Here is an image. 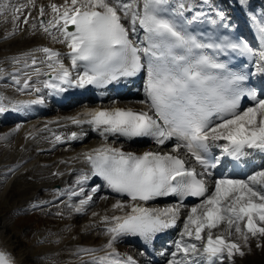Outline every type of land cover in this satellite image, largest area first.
Listing matches in <instances>:
<instances>
[{
  "label": "snow or ice",
  "instance_id": "obj_1",
  "mask_svg": "<svg viewBox=\"0 0 264 264\" xmlns=\"http://www.w3.org/2000/svg\"><path fill=\"white\" fill-rule=\"evenodd\" d=\"M239 2L247 6L249 0ZM9 6L0 4V9ZM48 7L52 18L47 24L39 21V27L53 41L66 44L71 69L83 65V71L73 78L71 69L60 60V52L40 48L38 51L45 57L40 63H46L47 69L55 73L43 81L45 88L64 91L63 84L104 87L122 77L146 72V100L140 103L146 104L147 110L95 109L83 113L84 119L72 117V123L90 124L101 136L152 137L159 146L173 137L177 140L171 153L146 151L136 155L105 145L82 154L90 165V174L83 173L77 179L79 192L71 191V196L84 193L83 185L91 177H99L113 192L130 198L132 203L113 204V209L122 211L123 215L102 217V223L112 225L105 230L108 242L101 250L78 249L73 254L79 264H136L131 256L122 259L114 243L123 236H139L150 241L173 227L180 217V204L164 208L144 206L168 196L179 197L181 201L186 197L203 198L190 209L168 264H224L225 261L234 264L236 255H245L238 241L250 248L251 238L264 239V170L246 180L221 178L210 185L204 177L211 178L210 169L218 161L213 162L206 154L219 141L226 142L223 152L235 160L247 156L246 150L264 153V98H258L255 90H246L243 82L247 77L233 72L219 59L229 51L255 55L253 50L243 41L224 38L216 43L198 38L189 26L204 14L197 12L187 18L185 12L192 11V7L182 0H63L62 4L50 3ZM25 9H37L39 16L45 15L44 6L37 8L36 0H26L12 8L16 27L30 23L31 12L25 14ZM219 15L223 21V15ZM252 19L264 41V18ZM210 22L217 24L214 19ZM31 26L35 29L37 23ZM31 62L36 65L37 59L33 57ZM256 71L264 74V51L259 53ZM34 74L39 76L41 69L35 68ZM13 79L17 85L23 83L19 89L23 91L30 87L32 77L26 74L23 82ZM33 91L39 93L41 88L33 87ZM244 96L255 103L241 111ZM41 103L42 99L21 101L13 105V110ZM6 110L0 102V113ZM7 138L0 136V140ZM77 138L73 132L70 139ZM56 141H61V137L56 136ZM181 149L195 159L201 172L182 158ZM8 172L14 174L15 168H9ZM92 200L93 196L87 195L74 212L83 214ZM31 207L37 209L41 205L34 203ZM55 215L63 216V212L57 211ZM213 230L218 231L214 234ZM185 237L192 242H187ZM98 251L104 254L97 255ZM84 256L89 259L85 260ZM0 264H16V261L11 253L0 248Z\"/></svg>",
  "mask_w": 264,
  "mask_h": 264
},
{
  "label": "bare ground",
  "instance_id": "obj_2",
  "mask_svg": "<svg viewBox=\"0 0 264 264\" xmlns=\"http://www.w3.org/2000/svg\"><path fill=\"white\" fill-rule=\"evenodd\" d=\"M20 3H26V0L0 1V4L10 5L7 9H0V11L8 16V21L10 22L6 28L7 33L9 32L10 35L5 38H11L4 43H0V102L7 109L3 114L0 113V120H7L8 115H12V117H9L11 120L22 121V126H15L9 132L4 150L0 154V164L2 165L0 166V188H4L5 192L9 184L12 186L13 182L22 178L21 175L23 173H28L34 177L33 182L29 183L28 186L31 192L32 190H38V195L47 192L46 195L48 197L61 195L71 199V191L79 192V186L76 183L77 179L83 173L90 174V165L84 161L83 153L105 145L118 147L125 152H131L136 155L145 151L144 145L140 143L138 137L129 138L119 134L101 136L94 126L87 123L73 124L71 118L79 117L84 119L83 113L95 109H110L113 107L136 109L145 107V104L140 103V101L145 100V83H140L139 85L128 82L116 83L109 89H103L95 85L76 87L75 85L69 86L67 84L61 85L65 89L64 91L45 88L43 81L51 79L55 73L47 69L46 63H40L45 57L38 49L49 47L60 52V60L66 67L71 69V61L68 55L70 50L67 45L53 41L39 27L41 18H45V24L52 18L53 14L48 5L50 3L62 4L63 0H36L37 8L41 5L44 6L45 15L43 17L39 16L37 9H25V14L29 11L31 12L30 23L27 25L20 23L19 27H16L12 20V8ZM185 4H189L192 8L194 7L195 10L210 6L211 8L209 9H212L216 14H222L224 20L230 21L231 25L245 28L250 33V40L258 44L259 53L264 51V41L260 39L259 32L252 19V17H256L257 20L264 18V0H249L247 6L241 5L239 0H188V3ZM3 14H0V16ZM21 19H23V16H21ZM213 19L216 20L218 18L214 16ZM32 23H37L35 29L32 28ZM53 31L55 32V29ZM141 32L139 33L140 37ZM0 36H3V34ZM33 57L37 59L36 65L31 62ZM37 67L41 69L39 76L34 74V70ZM71 71L72 77L75 78L78 73H82L83 65L71 69ZM26 74L32 77L29 81L30 87L20 91L19 89L23 87V83L17 85L13 77L23 82L26 79ZM33 87L41 88L39 93L34 94L36 96L31 92ZM127 96L132 97V99L122 101ZM33 99H42L43 103L32 104L19 111L13 110L14 104ZM73 132L77 133V139H70ZM32 136L34 137L31 138ZM56 136H60L61 141H56ZM225 143V141H219L212 146V150L220 162V167L216 168L215 175L208 179L210 185L215 179H231L233 177L244 179L237 177L233 170L232 172L229 170L222 171L224 166L232 165V162L228 161L230 157L223 152ZM25 146L26 149H24ZM56 149L59 152L55 155L51 154ZM246 151L248 155L241 158L240 161L247 167L249 160L255 158L258 154L260 155L261 152L257 153L258 151L256 150ZM262 156L264 161V153ZM9 168H15V173H9ZM56 183H59L60 189L52 194V185ZM93 184L96 185L94 189H98L95 193H93L92 189L89 190L87 188V186ZM83 187L84 193L77 195L78 199H85L87 195H92V201H94L99 196L108 194L116 200L111 204V208L105 209L104 207L98 212V216L91 218L90 222L81 227L75 226L76 228H72L70 230L72 233L64 232L61 235L59 233V236L55 237V240H58L59 243L57 245L51 243L49 246L54 247V249L58 246H63V248L61 247L57 253L50 255L51 259L45 260L40 254L37 255V250H35L34 246L22 249L16 245L17 238L9 234L8 225L1 220L0 248L11 253L15 258L16 264H53V260L57 262L55 264H79L77 256L73 254L78 249H104L109 240L105 230L112 225L111 223H102V217L105 215L109 217L112 215H123L122 211L113 209V204L117 203V201L131 204L132 201L130 199H120L105 183L94 179V177H91ZM91 202L87 208L91 207ZM144 206L164 208L172 206V204L155 199ZM192 207L191 205H186L181 208L180 217L172 228L170 239L164 240L159 250L155 249L156 245H152L150 241H145L139 236L118 238L114 243L115 250L122 259H126L128 256L133 257L136 264H140L139 255L135 252L136 249L150 253L148 255L153 257V261H157L159 264H168V260L171 259V253L175 251V242L180 239L178 232L182 228L184 229L187 217L186 211H190ZM174 238L175 240L173 241ZM185 240L192 242L187 237H185ZM166 243H171L172 248L167 249ZM124 244H129L131 247L128 248ZM96 254L103 255L104 253L103 251H98ZM84 259L87 260L89 257L84 256Z\"/></svg>",
  "mask_w": 264,
  "mask_h": 264
},
{
  "label": "rangeland",
  "instance_id": "obj_3",
  "mask_svg": "<svg viewBox=\"0 0 264 264\" xmlns=\"http://www.w3.org/2000/svg\"><path fill=\"white\" fill-rule=\"evenodd\" d=\"M185 3H188V0H185ZM41 19H44V23L46 22L45 18ZM9 23L10 22L8 21V16L6 14L0 16V35L3 34V36H0V43H4L7 40L11 39L5 38L7 35H10L9 32L7 33L6 29ZM243 30L244 34L248 36L247 31L245 29H242V31ZM5 33L7 34L5 35ZM250 43L252 44V50L255 53V55H252L250 67L252 73L254 74L253 76L255 81H258L260 79V74L256 71V65L259 61L258 46L252 41H250ZM31 92L33 94V91ZM122 101H128V99L125 98ZM10 116L12 117V115H8L7 120H0V136L7 135L8 137L9 132H11L12 129L15 128V126H22V121L16 122L17 120H11L9 118ZM33 137L34 136H32L31 138ZM5 144L6 139L0 140V154L4 150ZM24 149H26V146ZM58 152L59 151L56 149L51 154L55 155ZM0 166L2 165L0 164ZM261 170H264V163H261V166L253 170L250 175H253L255 172ZM23 174L21 175L22 178L13 182L12 186L9 184L5 192L3 190L4 188H0V220L5 221L8 225L9 234L17 238L16 245H18L22 249L25 247L29 248L34 246L35 250H37L36 254H40L41 256H43L45 260L51 259L50 255L57 253L58 250L61 249V247L63 248V246H56L57 248L55 247L56 249H54V247L49 246L52 241H56V236H59L64 232L72 233L70 230L75 226L81 227L87 222H90L91 218L94 217L92 215L93 212L98 213L104 207L105 209L111 208V204L116 200L111 195H101L96 200L91 202V207L87 208L86 212H84L83 214H76L73 209L78 206L79 201L84 198L78 199L77 196H72L71 199H68L65 196L61 195L48 197L46 195L47 192H43L42 194L38 195V190H32L31 192L28 189L29 183L33 182L34 177H32V175H29L28 173ZM55 186L60 185L59 183L52 185V194L53 192L59 191L58 189H55ZM95 186L96 185L93 184L87 186V188H89V190H93ZM46 201H50L51 203H44ZM34 203L40 204L41 208L32 209L31 206ZM197 205H193V207ZM57 211H62L63 216L55 215ZM186 212L188 215L189 211ZM213 231L214 233H216L217 230ZM232 239L236 240V237L233 236ZM238 242L241 243L242 250L245 252V255H236L234 258V264H264V239L258 240L257 238H251L249 241L250 248L245 247L243 245V241ZM258 244L260 245L259 247L257 246ZM53 245H57V243H53ZM124 246L128 248L131 247L129 244H124ZM136 253H138L140 259L139 261L142 264L148 263V260H146L147 258L144 257L140 251H137ZM52 262L56 261L53 260ZM224 264H232V262L225 261Z\"/></svg>",
  "mask_w": 264,
  "mask_h": 264
}]
</instances>
